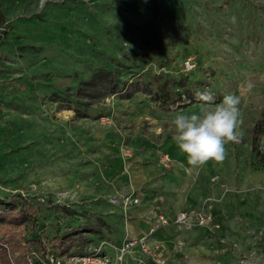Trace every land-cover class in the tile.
Here are the masks:
<instances>
[{
  "label": "rangeland",
  "instance_id": "obj_1",
  "mask_svg": "<svg viewBox=\"0 0 264 264\" xmlns=\"http://www.w3.org/2000/svg\"><path fill=\"white\" fill-rule=\"evenodd\" d=\"M0 3V197L35 198L49 238L56 225L96 222L100 231L86 233L84 244L105 239L118 246L128 216L120 199L129 188L135 193V174L154 179L177 170L188 184H210L231 202L227 236L214 241L211 264H264V131L255 127L264 109V21L251 16L264 0ZM183 29L194 38L177 39ZM96 67L128 80L142 70L187 72L189 83L202 79V94L216 102L225 93L238 95L240 142L225 145L222 161L190 165L169 121L196 110L200 95L163 108L146 90L89 99L75 94ZM64 91L67 103L58 97ZM162 152L171 156L166 167ZM103 251L115 254L110 246Z\"/></svg>",
  "mask_w": 264,
  "mask_h": 264
},
{
  "label": "trees",
  "instance_id": "obj_2",
  "mask_svg": "<svg viewBox=\"0 0 264 264\" xmlns=\"http://www.w3.org/2000/svg\"><path fill=\"white\" fill-rule=\"evenodd\" d=\"M251 16L254 21L256 19H260V22L264 21V7L259 11L253 9ZM3 20L4 14L0 3V22ZM183 33L186 34L187 39L194 38L192 33H188L185 29L179 30V36L176 38H180ZM183 48L186 54L187 47ZM167 59L168 57L159 58L162 62ZM210 69V72H214V69ZM189 80L187 72L172 76L155 74L150 70H142L138 76L128 80L122 79L113 69L96 67L91 70L87 78L80 81L73 92L89 99L109 93L131 96L136 91L146 90L159 101L161 107L168 108L192 101L204 92L205 82L202 79H194L191 83ZM62 93L63 96L58 95V97L67 103V94L65 91ZM88 104L89 102L84 103V105ZM255 127L264 131V109ZM253 150H256L255 146ZM61 209L69 215L75 214L74 210L66 206H62ZM98 220L105 224L103 219L98 218ZM45 226L44 211L35 198L19 192L0 197V264H47L46 256L49 251L56 255H82L91 245L84 244L85 234L100 231L96 222H79L73 226L65 224L64 229L56 225L58 230L49 238L45 234Z\"/></svg>",
  "mask_w": 264,
  "mask_h": 264
},
{
  "label": "crops",
  "instance_id": "obj_3",
  "mask_svg": "<svg viewBox=\"0 0 264 264\" xmlns=\"http://www.w3.org/2000/svg\"><path fill=\"white\" fill-rule=\"evenodd\" d=\"M135 175L131 186L135 193L129 188L120 199L121 206L124 195L133 193L139 199L137 204H131L127 208L126 234L122 236V241L124 237L135 238L146 233L158 213L172 217L179 210H198L203 206L213 214L219 224L218 227L199 225L190 227L169 223L158 226L148 236L147 242L160 243L165 264H211V250L216 246L214 241L224 234L227 236L226 216L231 204L229 198L224 195L221 197L218 188L216 187L217 191H213L210 184L208 186L199 183L188 184L185 175L177 170L162 171L160 177L154 179L145 178L143 174ZM210 196L214 197V200L208 199ZM142 256L143 253L134 247L130 254L124 256L122 264H139L136 263V257ZM221 260L225 261V258Z\"/></svg>",
  "mask_w": 264,
  "mask_h": 264
},
{
  "label": "clouds",
  "instance_id": "obj_4",
  "mask_svg": "<svg viewBox=\"0 0 264 264\" xmlns=\"http://www.w3.org/2000/svg\"><path fill=\"white\" fill-rule=\"evenodd\" d=\"M199 100L196 110L179 112L169 121L172 140L192 166L222 161L225 145L239 143L243 135L239 131L242 121L238 95L225 93L216 102L211 94H200Z\"/></svg>",
  "mask_w": 264,
  "mask_h": 264
},
{
  "label": "built area",
  "instance_id": "obj_5",
  "mask_svg": "<svg viewBox=\"0 0 264 264\" xmlns=\"http://www.w3.org/2000/svg\"><path fill=\"white\" fill-rule=\"evenodd\" d=\"M185 65L189 67L190 61L186 60ZM159 161L166 167L171 161V156L167 152H162ZM137 201L138 198L133 193H130L122 197L121 204L126 208L131 204L137 203ZM169 223L185 224L186 226H219L213 214L203 206L198 210H179L172 217L158 213L150 229L139 237L125 238L118 246H114L103 239L97 244L88 246L84 254L67 256L66 258L50 252L46 256L47 264H122L124 256L130 254L134 247H137L143 253L142 257H136V263L148 264V262H152L153 264H165V259L162 255L163 248L160 243L153 241L149 244L147 238L158 226ZM106 246L113 247L115 254L110 255L108 252L103 251Z\"/></svg>",
  "mask_w": 264,
  "mask_h": 264
},
{
  "label": "bare ground",
  "instance_id": "obj_6",
  "mask_svg": "<svg viewBox=\"0 0 264 264\" xmlns=\"http://www.w3.org/2000/svg\"><path fill=\"white\" fill-rule=\"evenodd\" d=\"M165 143V142H164Z\"/></svg>",
  "mask_w": 264,
  "mask_h": 264
}]
</instances>
